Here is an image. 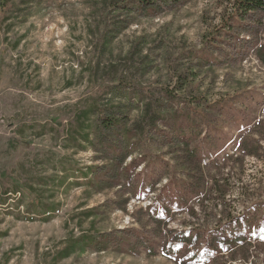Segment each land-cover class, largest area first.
<instances>
[{"label":"rangeland","instance_id":"374dc122","mask_svg":"<svg viewBox=\"0 0 264 264\" xmlns=\"http://www.w3.org/2000/svg\"><path fill=\"white\" fill-rule=\"evenodd\" d=\"M231 1L142 10L131 0H0V264H175L159 254L149 205L157 201L164 226L177 231L244 213L247 191L264 193V62L255 48L242 59L210 44ZM152 97L163 118L149 128ZM92 108L121 121L102 128L90 112L84 132L92 143H75L76 117ZM182 135L202 160L218 163L224 200L203 208L180 201L168 180L185 153L186 141L175 138ZM244 138L259 140L257 155L238 149ZM91 168L108 178L91 185ZM192 205L198 218L187 212ZM122 230L147 234L157 255L109 246L56 260L69 239ZM223 261L264 264V245L252 242L248 259Z\"/></svg>","mask_w":264,"mask_h":264},{"label":"trees","instance_id":"16d2710c","mask_svg":"<svg viewBox=\"0 0 264 264\" xmlns=\"http://www.w3.org/2000/svg\"><path fill=\"white\" fill-rule=\"evenodd\" d=\"M184 1L131 0L129 4L131 9L143 10L151 7L160 8L163 4L170 6L171 4L182 3ZM222 18L221 24L214 30L211 36V40L213 41L210 42V44H213L214 40L216 41L212 46L218 49V54H221V50H223V46L226 44L229 45L230 49L234 50L231 57L235 56L243 59L246 58L249 52L247 48L250 47L252 49L255 48V51H253L254 56H258L259 60L264 62V44L261 43V35L264 33V0H232L230 10L222 15ZM180 83L183 84L182 81ZM171 95L170 91L164 93L165 97L172 98L173 96ZM149 102L146 107L148 110L145 111L144 120L146 121V127L154 128L153 125L158 122V118H163V111L158 109L154 97ZM191 102L202 104L203 101L196 99ZM234 105H239V101L231 102L229 107ZM96 110L99 112L97 115V124L99 127L112 129L121 121L116 116L117 114L106 115L96 108L86 109L76 117L79 129L78 131H74L76 137H70V140L75 141V143H78L79 140L92 143L89 140L90 135L84 131L88 130V126L89 128L93 127V124H89V119L86 116L90 112L95 113ZM211 110V113L208 115H212L216 111L215 108ZM204 119L210 122V124H213L211 123L210 116L204 115ZM201 122H204L202 118ZM211 129L218 131L221 127L211 125ZM175 138L182 144L186 141L187 137L182 135L175 136ZM189 143V141H186L185 153L183 157L181 155V162L175 166L174 171H170L171 179L168 180L176 185L175 189L179 191L180 201L188 203L194 200L200 203L202 207L204 202L209 203V200L212 198H222L224 200L227 185H221V182L225 178L217 175L222 173L218 163H207L211 159L210 156L202 160L198 155V147H192ZM254 143L252 138H244L238 146V149L240 148V151L244 155H257L261 145L259 140L254 141ZM178 168L182 169L176 171ZM63 169L66 170L65 167ZM217 170L218 172L216 174L210 173L211 171ZM87 171L85 174L89 177L91 185L95 184L99 186L102 179L108 178L107 173L96 176L97 171L94 169L91 168V170ZM178 172L182 173L183 176L177 177ZM93 179H96V182L93 183V181H90ZM151 192L155 191L152 189ZM246 194L249 196L247 203L249 205L245 207L244 210L246 211L244 213L239 215L228 213L226 218H221L211 225L204 224L198 227L192 225L188 228L184 226L186 229L177 231L164 226V215L154 210L157 201L149 205L146 211L153 222L158 225L157 235L163 239V243L159 245V254L174 261L175 264H226L223 261L226 254L232 256L242 255L245 259H248L252 242L264 245V193L259 194L260 196H255L254 190L249 189ZM223 200L221 203H216L215 207L223 204ZM201 207L198 208L201 209ZM196 208L192 205L187 211L193 218H198L199 215ZM42 211L47 213L49 209H43ZM206 213L204 211L205 215ZM222 221L226 224L221 223ZM142 226L145 225L142 224ZM119 233L122 235L113 236L109 232L83 233L79 237L69 239V244L66 249L59 253L56 260L68 257L76 252L83 253L89 249L98 251L105 250L109 246H113V248L122 253L136 255L145 250L147 255H157V247L149 239L147 234H141L133 230H122Z\"/></svg>","mask_w":264,"mask_h":264}]
</instances>
